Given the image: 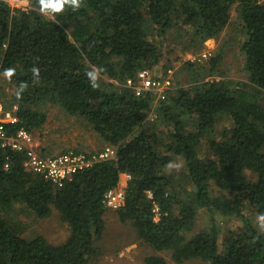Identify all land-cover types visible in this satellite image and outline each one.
Wrapping results in <instances>:
<instances>
[{
	"label": "trees",
	"instance_id": "trees-1",
	"mask_svg": "<svg viewBox=\"0 0 264 264\" xmlns=\"http://www.w3.org/2000/svg\"><path fill=\"white\" fill-rule=\"evenodd\" d=\"M28 1L26 11L0 3V78L6 75L12 87L9 106H4H16L18 119L10 129L31 133L40 128L46 120L42 106L52 104L89 124L116 147L117 159L77 172L57 187L27 172L21 153L8 152L9 167L3 169L1 153L0 264H86L104 231V194L124 173L131 179L116 213L153 251L169 252L176 264H264V234L250 218L264 214V3L77 0L73 5L61 0L62 9L54 11L44 9L41 0ZM234 9L246 82L205 81L213 75L218 52L207 73L199 70L189 87L174 84L164 100L154 102L151 94L137 97L122 86L161 63L166 36L202 47L220 36ZM151 112L155 118L150 120ZM223 115L230 127L216 138L214 125ZM190 117L192 129H187L185 118ZM203 140L210 153L205 157L199 152ZM172 159H182L185 174L180 178L163 174ZM18 204L40 219L55 209L70 228L67 240L52 245L43 236L23 238L6 216ZM200 209L211 222L192 235ZM215 215L242 224L225 236L222 250ZM144 263L167 264L157 255Z\"/></svg>",
	"mask_w": 264,
	"mask_h": 264
},
{
	"label": "rangeland",
	"instance_id": "rangeland-1",
	"mask_svg": "<svg viewBox=\"0 0 264 264\" xmlns=\"http://www.w3.org/2000/svg\"><path fill=\"white\" fill-rule=\"evenodd\" d=\"M264 3V0H261ZM28 7L31 8L30 2ZM28 8V9H29ZM45 17L52 19L51 14H44ZM243 40L240 21L237 16V11L234 9L231 12L229 24L217 39L205 41L202 47H193L187 40L176 41L171 36H166L161 40L162 51L164 57L161 63L153 70L163 72L165 66L173 71V82L175 86L186 88L194 81L195 74L200 71L207 73L211 66V58L219 52L220 59L215 65L213 75L207 76L205 81L227 80L235 82H246V76L242 72L244 59L241 55L239 46ZM204 49L210 50L212 56L202 62L189 61V57H196ZM191 65H189V64ZM201 68V69H200ZM167 69V68H166ZM165 69V70H166ZM195 76V77H194ZM105 82H112L107 77H102ZM0 89L3 91L1 100L8 107L10 94L12 91L11 85L7 81L6 75L0 78ZM42 110L46 112V120L43 125L31 132L33 145L43 154L48 156L58 155L69 150L93 151L110 146L105 143L96 133L93 132L90 125L82 119L67 115L59 107L46 104L42 106ZM151 120V117H148ZM188 122L187 129H192L189 121L192 118H185ZM230 123L227 116H221L214 125L215 137L218 138V133L225 128H229ZM163 131L165 129L162 128ZM201 156L209 155L207 142L202 141L199 149ZM182 159H172L163 170L164 175H175L180 178V175L185 174L182 169ZM121 184L124 183V178L119 177ZM187 187V184H182ZM214 195L218 194V189L211 187ZM249 213V212H248ZM246 214V213H245ZM247 215V214H246ZM262 214H250L251 223L259 232L264 234V222L259 220ZM11 223L18 227L21 236L25 239H33L36 236H43L50 244H63L69 234V226L62 222L58 212L52 209L51 214L43 219L35 216L24 204H18L14 207L10 215ZM216 223L220 229V247L223 249V241L225 236L230 232H236L241 228V222L233 217L214 216ZM104 231L101 239L97 242V252L88 259L86 264H145L146 257L157 255L162 257L167 264H176L170 257L169 252L153 251L136 235L135 230L129 223L119 221L118 215L114 210L105 209L103 215ZM210 214L206 211L199 210L195 229L192 235L210 225ZM183 264H204L199 260H190Z\"/></svg>",
	"mask_w": 264,
	"mask_h": 264
},
{
	"label": "built area",
	"instance_id": "built-area-1",
	"mask_svg": "<svg viewBox=\"0 0 264 264\" xmlns=\"http://www.w3.org/2000/svg\"><path fill=\"white\" fill-rule=\"evenodd\" d=\"M0 3L8 5L11 9L21 11H26L29 8L28 0H0ZM211 56V51L205 49L196 57L190 56L189 60L202 62ZM122 86L131 90L137 97L151 94L154 102L164 100L166 93L175 88L173 71L168 69L163 73L148 69L141 70L135 78H128ZM16 109L17 107L14 105L5 108L0 98V154L4 155L3 169L9 167L8 152L21 153L24 158L23 166L27 172L37 174L44 181L61 187L65 181L71 180L77 172L89 169L97 163L117 159L116 147L108 145L88 152L69 150L58 155L47 156L33 145L31 133L23 129L14 131L10 129L11 125L18 122L15 115ZM151 113L149 116L154 119L155 115L153 112ZM121 176L124 178V183L121 184L119 181L115 188L104 194L102 204L105 209L117 211L124 206L125 189L131 177L125 173ZM147 197L152 199L151 192H147ZM152 211L155 214L153 220L157 222L158 206L154 202Z\"/></svg>",
	"mask_w": 264,
	"mask_h": 264
},
{
	"label": "clouds",
	"instance_id": "clouds-1",
	"mask_svg": "<svg viewBox=\"0 0 264 264\" xmlns=\"http://www.w3.org/2000/svg\"><path fill=\"white\" fill-rule=\"evenodd\" d=\"M72 3H73V5H76L77 4V0H72ZM41 4L43 5L44 9H51V10H54V11H60L62 9L61 0H55V2H53V0H48L47 3H45V0H41ZM90 75H92V74H90ZM93 79H94V76H93ZM120 176H121V174H120ZM259 220L261 222H264V214H262L259 217Z\"/></svg>",
	"mask_w": 264,
	"mask_h": 264
},
{
	"label": "crops",
	"instance_id": "crops-1",
	"mask_svg": "<svg viewBox=\"0 0 264 264\" xmlns=\"http://www.w3.org/2000/svg\"><path fill=\"white\" fill-rule=\"evenodd\" d=\"M121 177V176H120Z\"/></svg>",
	"mask_w": 264,
	"mask_h": 264
}]
</instances>
